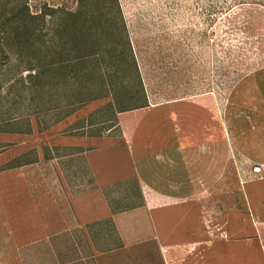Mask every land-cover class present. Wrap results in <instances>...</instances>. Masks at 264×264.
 I'll return each mask as SVG.
<instances>
[{
    "label": "rangeland",
    "instance_id": "rangeland-1",
    "mask_svg": "<svg viewBox=\"0 0 264 264\" xmlns=\"http://www.w3.org/2000/svg\"><path fill=\"white\" fill-rule=\"evenodd\" d=\"M118 2L147 106L214 94L221 101L222 117L235 124L238 150L246 143L254 157L247 159L233 150L234 167L226 175L234 184L222 186L220 200L210 197L204 202V247L199 251L204 259L199 264H264V179L246 177L250 165L264 160V0ZM29 5L32 11L50 13L40 34L44 46L52 36L58 39L56 23L62 11L70 10L74 18L81 16L79 31L87 39L85 46L103 51L92 47L101 37L100 27L92 21L97 6L78 0H29ZM25 74L18 60L0 48V264H158L156 249L149 245L109 249L104 254L86 247V241L91 247L106 241L109 246L116 244L107 226L106 232L81 227L72 234L53 236L52 170H48L47 192L43 168L31 162L38 147L47 135L65 133L79 119L97 122L94 129L101 120L104 127L112 128L116 119L109 120L110 97H105L86 102L67 121L41 129L67 108L34 113L29 100L34 92L30 94ZM63 87L58 91H66ZM63 98L54 104H63ZM72 240L76 248H68ZM58 245L65 247L59 250Z\"/></svg>",
    "mask_w": 264,
    "mask_h": 264
},
{
    "label": "crops",
    "instance_id": "crops-1",
    "mask_svg": "<svg viewBox=\"0 0 264 264\" xmlns=\"http://www.w3.org/2000/svg\"><path fill=\"white\" fill-rule=\"evenodd\" d=\"M84 104L64 109L41 129L67 121ZM221 108L214 94L196 95L117 112L112 128L101 120L94 129L97 122L82 118L65 133L47 135L31 162L43 168L47 192L52 170L53 236L107 226L116 244L91 247L86 241V247L104 254L149 245L158 264H199L204 202L220 200L222 186L234 184L226 175L234 167L233 150L254 159L246 143L238 150L235 124L222 117ZM68 245L77 247L73 240Z\"/></svg>",
    "mask_w": 264,
    "mask_h": 264
},
{
    "label": "trees",
    "instance_id": "trees-1",
    "mask_svg": "<svg viewBox=\"0 0 264 264\" xmlns=\"http://www.w3.org/2000/svg\"><path fill=\"white\" fill-rule=\"evenodd\" d=\"M78 1L99 9L92 21L100 27L101 37L93 41L92 47H102L101 53L85 46L87 39L79 31L81 16L74 18L73 11H62L55 27L59 40H53L52 36L44 46L40 34L50 13L30 10L29 0H0V48L12 54L21 70L26 71L30 94L34 92L29 98L34 113L53 111L62 105L69 112L68 108L72 111L88 101L110 97L106 106L112 115L109 120L113 121L117 112L147 106L143 80L118 0ZM58 47L61 51H57ZM59 86L66 91H58ZM60 97H64L65 104L58 106L54 101ZM47 103L48 107H42Z\"/></svg>",
    "mask_w": 264,
    "mask_h": 264
},
{
    "label": "built area",
    "instance_id": "built-area-1",
    "mask_svg": "<svg viewBox=\"0 0 264 264\" xmlns=\"http://www.w3.org/2000/svg\"><path fill=\"white\" fill-rule=\"evenodd\" d=\"M248 180L264 178V165L252 164L246 172Z\"/></svg>",
    "mask_w": 264,
    "mask_h": 264
}]
</instances>
